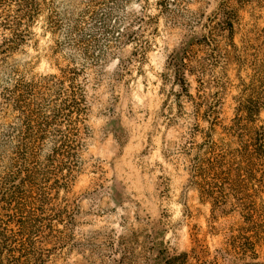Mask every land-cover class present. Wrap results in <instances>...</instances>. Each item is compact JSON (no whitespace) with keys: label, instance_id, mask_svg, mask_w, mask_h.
<instances>
[{"label":"rangeland","instance_id":"374dc122","mask_svg":"<svg viewBox=\"0 0 264 264\" xmlns=\"http://www.w3.org/2000/svg\"><path fill=\"white\" fill-rule=\"evenodd\" d=\"M219 2L130 0L118 19L120 32L130 37L82 69L89 135L73 187L74 240L52 264H158L160 255L167 264H264V209L256 222L238 211L212 212L189 184L186 151L191 140H200L190 132L196 122L201 128L206 123L195 119L185 96L176 100L178 86L167 64L186 36L208 30ZM238 15L233 42L241 48L255 27L264 26V0H248ZM31 30L32 38L5 65L28 76L55 73L43 23ZM227 42L219 34L216 46L206 48L211 69L204 77V93L220 98L223 124L232 118L234 98L250 74L227 53ZM186 79L194 94L195 78Z\"/></svg>","mask_w":264,"mask_h":264},{"label":"trees","instance_id":"16d2710c","mask_svg":"<svg viewBox=\"0 0 264 264\" xmlns=\"http://www.w3.org/2000/svg\"><path fill=\"white\" fill-rule=\"evenodd\" d=\"M129 2L0 0V264H52L65 245L73 244V187L89 135L82 69L104 58L112 43L130 37L118 25ZM247 3L220 0L208 30L186 36L167 64L178 86L176 100L185 96L195 119L206 123L201 128L196 122L190 132L191 139L198 133L200 140H191L186 151L189 184L212 212L238 211L256 222L264 209V26L255 27L243 47L235 45L234 23ZM40 21L52 40L47 50L56 72L28 76L6 66ZM219 34L228 40L227 53L250 70L228 124L220 117V98L204 93L211 69L206 48L216 46ZM187 75L195 78L194 94ZM168 260L160 255L158 264Z\"/></svg>","mask_w":264,"mask_h":264}]
</instances>
